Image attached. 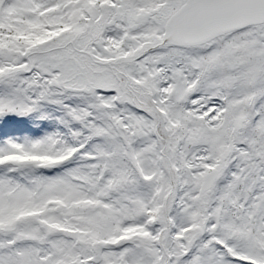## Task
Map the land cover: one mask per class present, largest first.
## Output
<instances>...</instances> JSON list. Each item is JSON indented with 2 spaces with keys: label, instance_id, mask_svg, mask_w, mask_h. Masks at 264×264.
Returning <instances> with one entry per match:
<instances>
[{
  "label": "snow or ice",
  "instance_id": "obj_1",
  "mask_svg": "<svg viewBox=\"0 0 264 264\" xmlns=\"http://www.w3.org/2000/svg\"><path fill=\"white\" fill-rule=\"evenodd\" d=\"M0 264H264V0H0Z\"/></svg>",
  "mask_w": 264,
  "mask_h": 264
},
{
  "label": "trees",
  "instance_id": "obj_2",
  "mask_svg": "<svg viewBox=\"0 0 264 264\" xmlns=\"http://www.w3.org/2000/svg\"><path fill=\"white\" fill-rule=\"evenodd\" d=\"M24 118H26V117L13 118V119L9 120L7 124H11L12 126H14L15 122L21 121ZM31 124L33 127L32 133H34V135H31V136H41L44 134L45 131H48L51 128V124L49 122H46V121L43 123H33L31 120Z\"/></svg>",
  "mask_w": 264,
  "mask_h": 264
}]
</instances>
